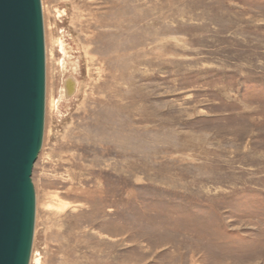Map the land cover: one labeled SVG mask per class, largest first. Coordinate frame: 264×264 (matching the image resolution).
Wrapping results in <instances>:
<instances>
[{
  "label": "rangeland",
  "instance_id": "rangeland-1",
  "mask_svg": "<svg viewBox=\"0 0 264 264\" xmlns=\"http://www.w3.org/2000/svg\"><path fill=\"white\" fill-rule=\"evenodd\" d=\"M42 9L31 264H264V0Z\"/></svg>",
  "mask_w": 264,
  "mask_h": 264
},
{
  "label": "water",
  "instance_id": "water-1",
  "mask_svg": "<svg viewBox=\"0 0 264 264\" xmlns=\"http://www.w3.org/2000/svg\"><path fill=\"white\" fill-rule=\"evenodd\" d=\"M45 101L42 0H0V264H30Z\"/></svg>",
  "mask_w": 264,
  "mask_h": 264
},
{
  "label": "bare ground",
  "instance_id": "bare-ground-1",
  "mask_svg": "<svg viewBox=\"0 0 264 264\" xmlns=\"http://www.w3.org/2000/svg\"><path fill=\"white\" fill-rule=\"evenodd\" d=\"M57 43H58V45L60 47V51L62 53V58L59 61V67L61 69L63 76H65V78L63 77V80H62L63 88H61V90L59 92V97H58L57 101L54 102V103H56V105L59 104V102L64 101V100L65 101L63 103H70V101H71L70 98H71L75 88H77L75 75L77 74V72L79 70L78 60L71 53L73 51V48L70 45L66 46V43L64 42L63 39H59L57 41ZM68 73L71 74L69 77H67ZM62 94H64V95H62ZM61 95H62V97L64 96V99L61 98ZM67 100H70V101L67 102ZM33 244H34V242H33ZM32 255H33V248H32ZM32 255H31V259H30V264L32 262Z\"/></svg>",
  "mask_w": 264,
  "mask_h": 264
}]
</instances>
